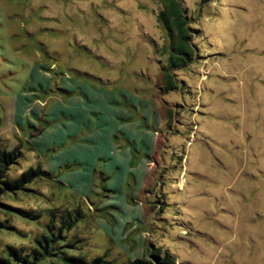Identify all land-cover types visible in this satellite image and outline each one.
I'll list each match as a JSON object with an SVG mask.
<instances>
[{
  "label": "rangeland",
  "instance_id": "rangeland-1",
  "mask_svg": "<svg viewBox=\"0 0 264 264\" xmlns=\"http://www.w3.org/2000/svg\"><path fill=\"white\" fill-rule=\"evenodd\" d=\"M179 2L199 55L162 92L159 0H0V179L45 173L0 192V256L49 230L86 262L264 264V0Z\"/></svg>",
  "mask_w": 264,
  "mask_h": 264
},
{
  "label": "trees",
  "instance_id": "trees-1",
  "mask_svg": "<svg viewBox=\"0 0 264 264\" xmlns=\"http://www.w3.org/2000/svg\"><path fill=\"white\" fill-rule=\"evenodd\" d=\"M162 3V9L158 12V21L163 25L169 37V45L165 54L166 64L163 67V85L162 92L174 91L182 88L183 82H178L175 78V72L185 69L189 64L195 62L197 56V47L193 44L194 31L190 25V15L180 4L179 0H159ZM13 152L0 151V177L4 175L5 165H10L14 161ZM44 171L40 169L30 170L23 174L20 180H2L0 183V192L13 190L20 187L19 181L29 180L34 177L44 176ZM27 215V212L23 211ZM59 237L60 234L53 235L47 232L35 241V246L31 248L28 254H21L19 250L7 249L6 256H0V264H38L36 261L44 259V255H52L56 259L72 264H110L103 258H95L91 262H86L80 255L70 254L69 250H56L52 237ZM59 246H68L69 243H60ZM145 258L130 259L126 264H175V257L166 250L157 247L148 248ZM73 253V252H72ZM31 259V260H30ZM36 260V261H34Z\"/></svg>",
  "mask_w": 264,
  "mask_h": 264
},
{
  "label": "crops",
  "instance_id": "crops-1",
  "mask_svg": "<svg viewBox=\"0 0 264 264\" xmlns=\"http://www.w3.org/2000/svg\"><path fill=\"white\" fill-rule=\"evenodd\" d=\"M121 115V113H119ZM125 117H128L127 115ZM127 120V119H126ZM113 130L116 132V131H119L120 133L123 134V139H125L127 141V143L129 145H133V149L138 150V146H142V143L144 145L143 147V151H145L147 153V150L150 149V145L152 143V136L151 134L148 132V130L145 128V129H138L136 130L135 127L137 126L134 122H126L123 126H120V124L116 121H113ZM140 126L141 124L138 123ZM112 131V130H111ZM110 132L111 134L114 132ZM109 134V135H111ZM110 138V137H109ZM151 139V140H150ZM103 150V149H102ZM104 152V150H103ZM102 152V153H103ZM128 155H130V150L127 152ZM107 153H104V156H103V161L105 162V160L107 159ZM130 159V158H129ZM123 160L122 159V156H120L119 158L117 157L116 160H118V163H122V164H130V160ZM127 161V162H126ZM104 165H107L106 163H104ZM117 170L119 172H121V167H117Z\"/></svg>",
  "mask_w": 264,
  "mask_h": 264
}]
</instances>
